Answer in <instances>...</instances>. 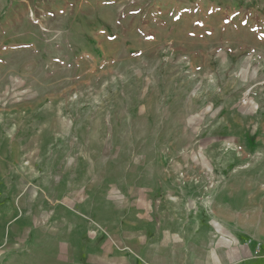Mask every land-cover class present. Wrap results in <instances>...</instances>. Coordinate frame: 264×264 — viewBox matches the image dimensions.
<instances>
[{
  "label": "rangeland",
  "instance_id": "374dc122",
  "mask_svg": "<svg viewBox=\"0 0 264 264\" xmlns=\"http://www.w3.org/2000/svg\"><path fill=\"white\" fill-rule=\"evenodd\" d=\"M69 210L264 238V0H0L10 264L65 258Z\"/></svg>",
  "mask_w": 264,
  "mask_h": 264
},
{
  "label": "crops",
  "instance_id": "0c3cea01",
  "mask_svg": "<svg viewBox=\"0 0 264 264\" xmlns=\"http://www.w3.org/2000/svg\"><path fill=\"white\" fill-rule=\"evenodd\" d=\"M69 211L71 217L66 219L65 228L71 252L65 258L60 256L67 264H264L262 256H254L258 244L264 252V238L234 225L231 217L200 218L186 232L176 220L169 225L163 218L154 222L151 216L144 222H126L124 230L112 233L104 228L107 220L101 221L98 212L89 217L77 213L74 217ZM113 218L108 223H120L118 214ZM90 219L97 230L94 236L89 233ZM91 240L96 243L89 245ZM4 243L1 240L0 264H10L11 259L19 261L18 255H10V245L5 247ZM7 250L9 254L4 255ZM60 257H54L57 264Z\"/></svg>",
  "mask_w": 264,
  "mask_h": 264
},
{
  "label": "built area",
  "instance_id": "2783aa9c",
  "mask_svg": "<svg viewBox=\"0 0 264 264\" xmlns=\"http://www.w3.org/2000/svg\"><path fill=\"white\" fill-rule=\"evenodd\" d=\"M254 256H256V257H258V256H262V257L264 258V252L261 253V247H260V244H258V246L256 247V250H255Z\"/></svg>",
  "mask_w": 264,
  "mask_h": 264
}]
</instances>
